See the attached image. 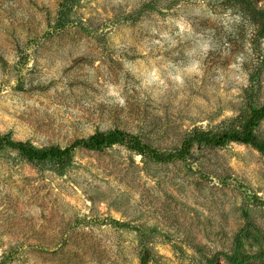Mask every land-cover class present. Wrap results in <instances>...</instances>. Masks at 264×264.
Here are the masks:
<instances>
[{
	"label": "rangeland",
	"instance_id": "obj_1",
	"mask_svg": "<svg viewBox=\"0 0 264 264\" xmlns=\"http://www.w3.org/2000/svg\"><path fill=\"white\" fill-rule=\"evenodd\" d=\"M263 106L264 23L227 0H0V135L16 142L121 131L172 153ZM239 238L264 249L253 146L169 163L79 148L66 168L0 152V264H226Z\"/></svg>",
	"mask_w": 264,
	"mask_h": 264
},
{
	"label": "trees",
	"instance_id": "obj_2",
	"mask_svg": "<svg viewBox=\"0 0 264 264\" xmlns=\"http://www.w3.org/2000/svg\"><path fill=\"white\" fill-rule=\"evenodd\" d=\"M75 0H70L74 2ZM228 6H240L256 22L264 23V4L259 0H227ZM264 121V106L250 108V114L243 117L240 126L236 130L224 132L195 131L182 144L181 148L172 153H162L143 143L138 137L121 132L111 131L96 133L88 139L76 140L66 148L57 146L39 149L25 142H16L9 135H0V152L6 149L17 152L26 162L41 168L58 165L66 168L71 163L72 154L76 149L99 151L108 146H123L131 152L146 157L150 160L169 163L176 160L186 161L194 145L209 148H222L230 143L250 145L264 152V139L259 140L255 135V128ZM118 224V223H116ZM226 264H264V249L256 252H246L239 238L235 251L231 255H224ZM221 259H210L206 264H221Z\"/></svg>",
	"mask_w": 264,
	"mask_h": 264
}]
</instances>
